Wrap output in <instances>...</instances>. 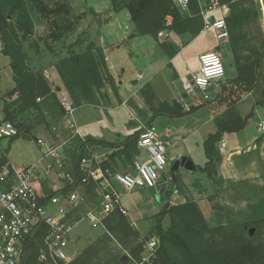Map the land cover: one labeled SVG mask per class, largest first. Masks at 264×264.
Instances as JSON below:
<instances>
[{
  "label": "trees",
  "instance_id": "trees-1",
  "mask_svg": "<svg viewBox=\"0 0 264 264\" xmlns=\"http://www.w3.org/2000/svg\"><path fill=\"white\" fill-rule=\"evenodd\" d=\"M111 9L115 13L127 10L131 22L135 24L131 38L136 36H151L158 43L165 55L172 60L178 54V48L168 41H161L159 33L169 30L175 36L190 35L198 37L204 27L200 15L201 3L190 0L192 16H183L176 8L173 0H110ZM209 3L210 0H205ZM221 6L230 10L227 18L230 37L224 44L232 56L237 77L229 85L224 86L222 95L228 93L225 99L227 109L215 119L216 132L210 134L203 142L207 163L204 166L195 165V171L205 174L209 180L216 181L218 168L223 162V155L218 149L225 134H238L245 130L253 116L242 117L237 109L239 99L235 96L260 91L258 106L264 105V51L253 45L248 27H253L259 21L258 6L253 0H217ZM71 7L60 0H0V41L3 44L1 53L9 58L15 87L4 99V122L15 124L19 133L7 138V147L0 157V171L9 164L8 155L11 145L24 135L29 136L32 129L26 126L21 118L31 111L55 115L52 110L60 109L58 116L63 117V111L57 97V90L45 76V70L35 72L30 69L24 43L35 33L34 14L38 13L50 24V31L45 38V45L53 53L57 44L65 43L68 35L75 31V23L68 19ZM173 18L172 25L167 27L166 17ZM67 55L52 67L57 71L60 80L69 94L76 109L85 105L101 106L103 102L110 104L107 86L118 96L115 78L111 75L104 50L93 41L85 43L78 37L67 45ZM222 48V47H221ZM245 52H248L245 55ZM142 95L153 112L152 119L157 116H167L171 119L188 115L198 107H192L184 112L177 102L169 104L160 101L150 86L142 89ZM238 96V97H239ZM15 98V99H13ZM11 101H10V100ZM43 100V105L38 103ZM104 105V104H103ZM141 115H144L139 110ZM60 119V120H61ZM152 119H150L152 121ZM150 123V122H149ZM140 130L129 136L120 144H112L103 140H81L72 155L71 168L66 171L75 180L74 185L64 180L61 192L68 195L81 185L82 177L78 166L82 159L92 158L90 149L100 147L113 152L102 162L103 167L114 170L125 169L137 158L139 152L137 142ZM3 140V139H2ZM0 140V152H2ZM257 141V145L260 144ZM45 200L59 193L53 192L47 182H42ZM86 203L78 211L80 218L98 198L93 184L82 185ZM184 183L177 177V185L164 191L165 205L154 215L155 225L149 236L142 239L128 217L119 212L111 214L104 221L106 238L116 241L123 253L112 259H103L97 246H89L79 253L69 264H123L122 257L129 255L138 259L145 240L156 236L159 240V257L162 264H264V201L255 210L248 213L242 221H229L210 226L200 203L186 196ZM185 196L183 203L172 205L170 197L173 193ZM42 233L36 239H29L24 264H40L37 260L41 246Z\"/></svg>",
  "mask_w": 264,
  "mask_h": 264
},
{
  "label": "rangeland",
  "instance_id": "rangeland-1",
  "mask_svg": "<svg viewBox=\"0 0 264 264\" xmlns=\"http://www.w3.org/2000/svg\"><path fill=\"white\" fill-rule=\"evenodd\" d=\"M60 1L71 7L68 19L75 23V31L68 35L65 43L57 44V48L55 47L54 49L56 53H53L45 45L46 35L50 31V24L41 15L35 13V33L24 43V50L31 70L35 72L45 70V76H50V68L53 62L64 58L67 55V45L73 43L78 37H82L85 43L94 40L96 44L98 39L100 40L99 37H102L110 63L114 67L116 75H120L121 78L124 76V78L128 79L139 72L146 71L145 69H148L147 59L151 61L158 60L154 65L155 67H161L164 64L157 57L160 53L159 49L156 48L155 51L153 49L150 36L131 38V21L126 18V13L123 11L120 13L110 12V0ZM87 7L99 10L102 14H96ZM247 31L253 45L264 51V32L261 28V22L258 21L253 27H248ZM175 40H171V42L180 41L183 43L181 54L174 63L171 62L172 64L165 66L161 71L155 70L150 75L153 77L157 87L164 89L165 96L179 93L181 90L180 76H187L189 69L197 71L200 68V55L213 50V47L218 45V40L213 30L196 38H187L186 41L180 38ZM161 41L164 40L162 39ZM2 48L3 44L0 41V50ZM221 51L224 55L227 72L228 68L233 65L232 56L224 45ZM247 54L248 52H245V55ZM9 64V58L0 52V124L4 122L2 118L4 99L6 100L7 94L14 86L13 73ZM124 69L126 70L125 73H123ZM261 71L264 75V64ZM47 79L51 81L50 78L47 77ZM160 92L162 94V91ZM227 96H229L228 93L223 95V100L217 97L209 101H204L203 99L191 100L194 105L198 106L202 102L203 106L198 107L194 112L188 114L187 118L179 121L182 125H178L180 123L177 120L167 116L154 118V127L168 145L169 166L163 174L160 190L137 188L132 192H127L122 187L120 188L122 203L128 212L127 217L134 228L140 232L142 239L150 235L155 225L153 217L166 203L164 193L162 198L160 196L161 189L174 188L177 185V177L184 183L185 193H190L189 197L200 203L210 226L218 225L221 222L242 221L247 218L251 210H255L258 204L264 201V146L260 145L261 143L255 146L251 143L249 145L251 148H247L245 143L244 149L240 151L241 154L237 159H234L235 162H229L225 167L223 166L225 162H222L217 171L216 181L209 180L205 174L199 171H192L185 167H181L175 173V177L171 171L174 163L184 157L191 159L194 164L199 166L206 160L203 142L207 140L210 134L215 132L214 122L227 109V102H225ZM238 96H235L234 99L238 98L241 101L246 94ZM248 100L250 104L247 101L241 106L246 114L260 107L257 105L258 101H260V91L253 92ZM137 102L141 108L144 107L139 100ZM38 103L43 105V100L38 101ZM102 104L107 105L106 102ZM119 104L121 105V102ZM60 107L64 114L61 103ZM59 111L60 109L58 108L52 110L54 114H59ZM134 111L138 113L136 109H130L128 106L126 108L115 105L111 110L104 112L106 122L103 121L102 124L105 128L108 126L111 132L116 130L115 134H112V139L119 140L126 134H128L127 136L133 135L140 130L141 126L135 115L137 113H134ZM139 118L142 119L141 116ZM20 121L30 127L32 133L30 135L31 140L20 138L11 145L8 160L14 166L25 167L35 163L41 157L37 140L44 138L55 145L62 144L64 141L67 142L63 153L66 169L71 168L72 155L76 151L75 149L80 139L77 137L72 138L71 129H68L65 124L59 127L55 125L54 129L51 124L47 123L46 117L36 111L27 113ZM110 122L114 124V127H112ZM197 124H199L200 129L197 132H192L193 128L197 127ZM123 126L127 133L125 132L126 130L123 131ZM179 126H181L180 131H178ZM189 130L191 133H189ZM249 130L253 132L255 130V134L257 132L256 127L252 124ZM171 133H174V135L172 136ZM49 134H56V139H50ZM260 135L259 139L263 141L264 134L261 133ZM229 143L228 150H231L232 139H230ZM1 144L3 149L0 152V157L7 147V139H3ZM220 144L221 142L218 143V149L224 160L226 156L221 151ZM198 192L202 195V198L196 196ZM182 200V195L177 192H174L170 197V202H173L174 205L179 204ZM134 222H136V225ZM106 233L103 227H94L87 223L80 224L71 240L70 253L73 259L92 245L100 249L103 259H112L121 252L123 253V248L116 241L106 238Z\"/></svg>",
  "mask_w": 264,
  "mask_h": 264
},
{
  "label": "built area",
  "instance_id": "built-area-1",
  "mask_svg": "<svg viewBox=\"0 0 264 264\" xmlns=\"http://www.w3.org/2000/svg\"><path fill=\"white\" fill-rule=\"evenodd\" d=\"M201 4L200 15L204 20L202 32L213 30L219 47L200 55V68L189 69L187 76L181 77L182 91L194 101L213 100L222 95L226 80V67L221 47L230 37L227 18L230 10L221 6L217 0H198ZM240 1V0H237ZM262 3L264 11V0ZM178 11L184 16H192L190 0H174ZM220 11L219 17L212 16ZM167 27L172 25L173 18L166 17ZM172 33L165 30L159 33L164 41L171 39ZM37 101H41L38 99ZM59 102L64 110L66 127L72 130V138L85 140L75 122L76 108L68 95H62ZM202 104V102H201ZM258 130L264 134V120L258 123ZM18 127L11 122L0 124V140L17 136ZM66 141L55 145L46 139H38L37 144L41 157L30 166L16 167L10 163L0 171V264H24L29 239H36L39 232L41 246L37 260L40 264H69L73 257L70 253L71 240L76 228L87 223L103 227L104 221L113 213L127 216L128 212L122 203V187L127 192L137 188L160 190L163 174L169 166L168 145L159 132L146 125L141 126L137 142L138 156L125 169L114 170L103 167L102 161L95 157L84 158L78 166L82 177L81 185L72 193L64 195V180L74 185L75 180L66 171L63 153ZM221 151L226 148L221 141ZM144 157H146L144 159ZM61 186H51V181ZM42 182H47L57 196L45 200ZM93 184L98 198L80 218L78 211L86 203L82 185ZM169 190V188H165ZM164 190V191H165ZM159 240L151 236L143 245L138 259H131L127 264H162L159 257Z\"/></svg>",
  "mask_w": 264,
  "mask_h": 264
},
{
  "label": "crops",
  "instance_id": "crops-1",
  "mask_svg": "<svg viewBox=\"0 0 264 264\" xmlns=\"http://www.w3.org/2000/svg\"><path fill=\"white\" fill-rule=\"evenodd\" d=\"M174 1V0H173ZM256 5L258 6V11H259V21L261 22V28L262 31L264 32V11L262 10V3L259 0H253ZM206 4V1H204L202 3V5ZM89 8V7H87ZM91 10H93L94 13L96 14H102L99 10H95L93 8H89ZM110 12H113L111 9V1H110ZM122 12V11H121ZM123 12L126 13V18L128 20L131 21V17L130 14L127 10H123ZM120 13V12H119ZM221 15L220 11H217L215 13L212 14V16L215 17H219ZM184 16V15H183ZM109 21V20H108ZM132 29V28H131ZM134 29H132V33H133ZM208 32V31H206ZM206 32H202L200 35L206 33ZM199 35V36H200ZM147 37H149L147 35ZM151 37V36H150ZM100 40L98 39L97 42V46L101 47L104 50L105 53V57H106V61H107V65L109 68V71L111 73V75L115 78L116 81V87L118 90V96L115 95V93L113 92V89L110 86H107L105 91L108 93L109 99H110V104L108 105H103L101 104V106H91V105H85L79 109L76 110L75 113V122L77 127L79 128L80 132L82 133L84 139H97V140H103L106 141L108 143H112V144H120L122 143L124 140H126L129 136H127L128 134H126L123 138L119 139V140H114L113 138V133L115 134L116 130H114V132H111L110 128L107 126V128L104 127V125L102 124L103 121L106 122L105 116H104V112L105 111H109L112 109V107H115V105L118 106H123L126 107L127 106L130 109H136L138 111V113L136 111H134V113L136 112L137 114H135L137 116V121L139 122L140 126L146 125L148 127H152L154 129H156L154 127V119H152L153 117V112L150 109V106L147 104L145 98L142 95V89L145 86H150L152 88V90L154 91L156 97L162 101V102H167L169 104H173L174 102L179 103L183 108H184V112L190 110L193 106H197L196 104L194 105L190 98L182 91V87L179 93L173 95V94H169L168 96H165V91L164 89H160V87H157V85L154 83L153 77L150 76L152 75V73H154L155 70L157 71H161L165 66H169L170 64L174 63L175 60L178 58V56L181 54V47L183 45L182 42H171V40H175L176 38H180L183 41H186V39H190L192 38L190 35H182V36H175L172 34L171 39H169L168 42L172 43L176 48H178V54L177 56H175L172 60H170L165 53L162 51V49L159 47L158 43L155 41V39L153 37L152 38V44H153V49L154 51L156 50V48L159 49L160 53L158 54V59H160L161 61L164 62V66L162 65L160 66H154L157 61H151L150 59H147L148 61V69H145L146 71H142L139 72L138 74H136L135 76H132L131 78H121L120 75H116L115 73V69L114 67L111 65L108 54H107V50L105 48V44L104 41L102 40V37H99ZM176 41V40H175ZM184 47V46H183ZM219 47V43L218 45H215L213 47V50L217 49ZM211 50V51H213ZM1 52V50H0ZM210 52V51H209ZM58 61L53 62L52 66ZM172 62V63H171ZM51 66L50 68V76L47 75L48 78H50V82L52 83V87L54 90H57V97L58 100H60V97L62 95H68L67 91L65 90L60 77L57 73V71ZM156 68V69H155ZM156 71V72H157ZM176 71V69H175ZM47 72V71H46ZM126 70H123V73H125ZM184 77L183 75L180 76ZM237 77V72L234 68V66L232 65L230 68H228L227 71V75H226V81L225 84L226 86L229 85L231 87V81L234 80ZM15 87V85L13 86V88ZM162 91V94L160 91ZM168 94V93H167ZM252 93H247L246 96L238 102L237 104V109L240 113V115L242 117H246L248 116L250 113L246 114L241 106L245 103V102H249L248 104H250V101L248 100V98H251ZM137 100H139L142 104H143V108H141L137 102ZM121 102V105L119 104ZM123 103V104H122ZM202 105V104H199ZM139 110L143 112L144 115H141L139 113ZM81 112V113H80ZM224 112V111H223ZM222 113V112H221ZM139 116L142 117V119L139 118ZM45 117H46V121L48 124H51L52 127H54L55 129V125L59 126H63L64 124L66 125V123L64 122V115L61 119L60 116H58L57 114H55L54 116L49 114V113H45ZM161 117H165V116H161ZM188 116L185 115L181 118H176L174 120H177V122L187 118ZM4 118V115L3 117ZM61 119V120H60ZM152 119V121L150 120ZM264 120V105L260 106L259 108H257L256 110H254L253 112V116L252 118L249 120L247 127L245 128V130H243L242 132L238 133V134H225L223 139L221 141H225L226 143V148L223 150V153H225V158L223 160V162H225V164H223V166L225 167L227 164L232 163L233 161L235 162L234 159H237V157L241 154L240 151L242 149H244V145L246 143L247 148H251L249 145L252 143L253 146L257 145V141L261 139L260 138V132L258 130V123ZM150 122V123H149ZM57 123V124H55ZM180 123V122H179ZM110 124L112 125V127H114V124L112 122H110ZM188 124V123H186ZM254 125L256 127V134L253 131H250L249 128L250 126ZM178 125H182L181 123ZM181 126L178 127V131H180ZM125 127L123 126V131H125L126 129H124ZM200 129L199 124H197V127H194L192 132H197ZM127 133V130L125 131ZM216 132V130H215ZM213 132V133H215ZM189 133L190 130H189ZM171 135L173 136L174 133H171ZM178 135V134H177ZM50 139H56V134H49ZM251 141H250V139ZM44 139V138H42ZM230 139H232V145H231V150H228L229 146H230ZM250 141V142H248ZM260 145L264 146V138L263 141L260 142ZM90 152L92 153V156L95 157L98 161H104L107 159V157L113 152L111 149H102L100 147H95L90 149ZM9 163L11 165L12 164L10 161ZM207 163V159L205 161H203L202 165L200 166H204ZM196 165V164H195ZM199 166V165H198ZM222 166V167H223ZM51 186H61V183L52 180L51 182ZM163 189H161L160 192V196L162 198V194L164 192H162ZM198 194V195H197ZM196 194V196H198L199 198H202V195L198 192ZM190 193L187 192L186 196L189 197ZM184 198L185 196H182V201L180 203L184 202ZM172 205L173 202H171ZM134 224L136 225V222H134Z\"/></svg>",
  "mask_w": 264,
  "mask_h": 264
},
{
  "label": "water",
  "instance_id": "water-1",
  "mask_svg": "<svg viewBox=\"0 0 264 264\" xmlns=\"http://www.w3.org/2000/svg\"><path fill=\"white\" fill-rule=\"evenodd\" d=\"M131 26H132V29H134L135 24H134L133 22H131ZM0 78H1V74H0ZM22 138H23V139H27V140H31V138H30L29 136H26V135H24ZM181 167H185V168H187V169H189V170H192V171H194V170L196 169L195 164L193 163V161H192L191 159L187 158V157H184V158H182V159H180L179 161H176V162L174 163V166H173V168H172V170H171L172 173H173V176H174V177H175V173H176ZM164 190H165V189H163L162 192H164ZM122 261H124L123 264H127L128 261H129V256H128V255L123 256V257H122Z\"/></svg>",
  "mask_w": 264,
  "mask_h": 264
}]
</instances>
